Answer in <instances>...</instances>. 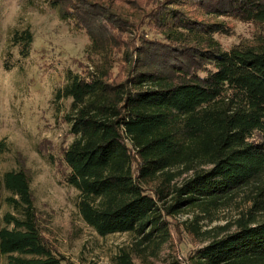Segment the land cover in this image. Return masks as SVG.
<instances>
[{
    "label": "trees",
    "instance_id": "16d2710c",
    "mask_svg": "<svg viewBox=\"0 0 264 264\" xmlns=\"http://www.w3.org/2000/svg\"><path fill=\"white\" fill-rule=\"evenodd\" d=\"M49 3L90 39L92 65L68 71L55 94L71 101L74 140L61 152L62 178L78 190L85 223L101 236L133 233L141 255L171 239L169 217L192 214L203 245L191 264H264V47L222 48L215 35L226 26L210 20L264 24V0ZM32 42L29 29L14 35L24 56ZM240 197L234 223L200 230ZM1 203L3 264H74L46 240L27 171L0 177ZM115 262L137 264L125 249Z\"/></svg>",
    "mask_w": 264,
    "mask_h": 264
},
{
    "label": "rangeland",
    "instance_id": "374dc122",
    "mask_svg": "<svg viewBox=\"0 0 264 264\" xmlns=\"http://www.w3.org/2000/svg\"><path fill=\"white\" fill-rule=\"evenodd\" d=\"M113 6L127 16L133 14L119 2ZM187 9L203 19L194 8ZM210 20L226 26L225 32L215 35L222 48L264 47V24L230 16ZM26 29L33 42L24 56L14 35ZM149 34L161 38L155 30ZM89 47V36L72 28L49 0H0V177L9 170L27 171L46 240L74 264H116L122 249L132 252L137 264H191V256L203 245V237L191 232L192 214L169 217L171 239L154 253L150 247L138 255L133 233L101 236L88 226L77 207L78 190L63 181L61 152L74 140L67 121L71 101H56L55 94L67 81L68 71L82 73L92 65ZM124 75L122 66L112 71L116 79ZM7 209L0 204V217ZM243 210L240 197L215 212L212 220H201L200 230L232 224ZM4 260L0 257V264Z\"/></svg>",
    "mask_w": 264,
    "mask_h": 264
}]
</instances>
